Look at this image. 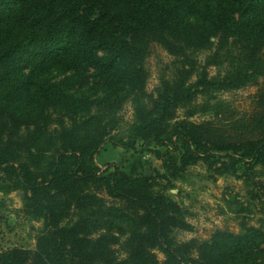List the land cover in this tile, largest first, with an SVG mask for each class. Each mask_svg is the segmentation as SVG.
I'll return each instance as SVG.
<instances>
[{"label":"trees","instance_id":"16d2710c","mask_svg":"<svg viewBox=\"0 0 264 264\" xmlns=\"http://www.w3.org/2000/svg\"><path fill=\"white\" fill-rule=\"evenodd\" d=\"M154 46L172 61L149 92ZM33 57L125 88L131 131L113 133L109 93L75 96L66 79L26 74ZM248 85H261L251 124L190 119L197 97ZM105 140L152 152L163 173L100 171L93 155ZM200 159L217 175L264 165V0H0V192L18 191L24 215L44 222L34 248H3L0 264H264L262 226L176 237L191 229L189 212L167 190ZM71 206L77 218L63 222Z\"/></svg>","mask_w":264,"mask_h":264},{"label":"rangeland","instance_id":"374dc122","mask_svg":"<svg viewBox=\"0 0 264 264\" xmlns=\"http://www.w3.org/2000/svg\"><path fill=\"white\" fill-rule=\"evenodd\" d=\"M194 1L201 5L203 0ZM39 61L40 57L30 58L24 66V72L39 80L50 82L66 79L67 92L75 96L102 99L109 93L108 101L114 100L110 108L115 109L118 120L113 133L128 134L131 131L129 124L134 118L132 98L118 99L119 96L126 95L125 88L117 85L107 86L103 80L96 77L92 69L80 75L74 74L65 66L57 64L46 66ZM171 61L172 58L163 49L158 46L152 48L147 59L149 78L146 88L149 92L159 83L160 76L170 74ZM214 72L212 69L211 73ZM70 75L72 78L68 80ZM260 86L248 85L230 91L218 90L212 92L209 97H197L193 103L196 106L195 112L190 119L199 122L212 118L213 112H219L218 118L222 121L242 117L245 123L251 124L252 121L249 120L256 111V94ZM184 109L178 111L179 116H182ZM138 143L141 145V141ZM137 149L129 151L105 140L93 155V161L100 171L116 169L119 175L125 178L139 174L163 173L161 161L152 152L143 148ZM250 162L239 164L237 172L227 170L217 175L208 169L205 160L200 159L189 164L183 178L172 181L167 193L188 210L187 220L191 225L190 230L176 232L178 239L196 237L203 240L216 230L238 232L243 225L264 227V165L261 163L251 165ZM241 173L245 177L251 174L252 183L241 178ZM160 182L165 183L164 180ZM71 208L74 209L71 211L73 214L63 222L77 218V208L73 206ZM21 209L22 200L18 191L0 192V250L10 246L34 248L36 236L43 228L44 222L43 219L28 218ZM97 214L93 213L90 216L96 217ZM102 232L103 230L94 231L93 236L96 237ZM123 240L124 236H120L114 245L118 259L125 257L121 248ZM155 253L159 260H163L164 256L160 251L155 250Z\"/></svg>","mask_w":264,"mask_h":264}]
</instances>
